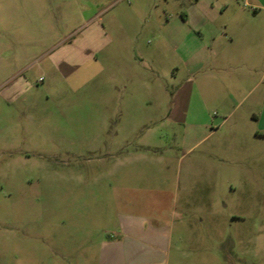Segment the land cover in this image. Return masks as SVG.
<instances>
[{"label": "rangeland", "instance_id": "obj_1", "mask_svg": "<svg viewBox=\"0 0 264 264\" xmlns=\"http://www.w3.org/2000/svg\"><path fill=\"white\" fill-rule=\"evenodd\" d=\"M58 1L78 17L84 7L44 0L55 30L44 39L40 23L35 32L11 15L39 0H0V264H65L125 204L173 228L177 264H264V139L246 112L264 33L258 55L246 50L251 75L207 63L212 45L200 47L213 31L228 43L251 7L86 0L98 13L90 28L102 31L68 72L46 54L73 41Z\"/></svg>", "mask_w": 264, "mask_h": 264}, {"label": "crops", "instance_id": "obj_2", "mask_svg": "<svg viewBox=\"0 0 264 264\" xmlns=\"http://www.w3.org/2000/svg\"><path fill=\"white\" fill-rule=\"evenodd\" d=\"M35 3V6L32 4L30 7L13 6L11 15L14 22H17L18 27L21 25L20 23L28 22L35 32H38L40 23L39 30L44 39L51 38L54 36L55 30L51 20L49 24L46 20V15L50 13L48 4H44V0H39L40 5L38 2ZM248 3L251 7V14L242 11L245 20L238 25L237 34L229 37L228 43L221 42L220 34H215L214 31L212 34L201 35V48L205 44L212 45L211 56L207 57V63L212 62L225 68L244 69L249 75L252 72H258L253 67L256 60L249 59L246 50L252 52L251 55H258L259 37L264 33V0H248ZM56 4L59 9L57 15H59V19H62L65 31H70L69 36H74L71 37L73 41L68 46L61 47L55 52L53 48L47 49L49 52L46 54H49L52 65L63 66L68 72H73L79 67L78 64L89 59V55L92 53V40L98 39L102 27L99 29L90 28L92 20L97 18L98 13L95 6L87 5L86 0H84V7L80 11V17L75 11L76 8H73L68 1L64 3L58 1ZM201 6L203 7V5ZM228 6L226 5L224 10ZM76 15L77 18H74ZM43 17H45L44 26H42ZM252 19H255V23L251 25L250 20ZM256 19L258 20L256 21ZM85 39L91 41L89 40L87 44ZM221 43L226 50L223 46L221 47ZM247 44H251V48L246 49ZM199 49L198 52L196 51V55L202 53H199ZM191 54L193 55V53ZM199 61L197 59L194 63ZM185 62L187 64L188 60ZM243 76L236 82L243 83L245 81ZM23 80L24 78H19V81ZM261 85H264V67L263 70H260V77L251 88L252 91L259 90L246 108L251 122L248 126L253 137L257 139H264V89L259 88ZM156 202L159 203L158 198L151 199L149 202L153 215L159 214ZM128 205L116 208L112 217L114 223L111 227L104 230L98 229L97 237L93 236L92 238L89 234L91 237L89 242L94 247L93 249H87L78 256L62 257L65 264H177L176 257L172 258L170 252L173 228L164 221L149 218L145 215L143 206L129 208ZM178 216L181 217V214Z\"/></svg>", "mask_w": 264, "mask_h": 264}, {"label": "built area", "instance_id": "obj_3", "mask_svg": "<svg viewBox=\"0 0 264 264\" xmlns=\"http://www.w3.org/2000/svg\"><path fill=\"white\" fill-rule=\"evenodd\" d=\"M243 5H244L245 7H249L248 0H243Z\"/></svg>", "mask_w": 264, "mask_h": 264}]
</instances>
